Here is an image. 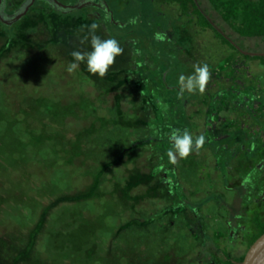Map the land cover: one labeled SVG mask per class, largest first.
Masks as SVG:
<instances>
[{"label":"rangeland","instance_id":"374dc122","mask_svg":"<svg viewBox=\"0 0 264 264\" xmlns=\"http://www.w3.org/2000/svg\"><path fill=\"white\" fill-rule=\"evenodd\" d=\"M111 1L115 20L123 25L108 21L102 28L104 37L106 29L117 34L124 52L102 79L86 74L81 65L69 73L72 58L37 30H27L25 40L15 45L18 48L0 54L1 255L7 258L13 247H23L40 220L43 223L36 233L32 257L46 264L67 260L119 264L113 249L116 245L127 248L136 264H220L224 253L231 258L243 255L248 245L229 241L226 221H215L221 213L218 208L223 207L220 200L229 199L221 184L225 164L220 161V169L214 170V156L204 148L206 141L198 153L193 151L178 164L168 165L166 153L171 146L166 135L172 129H188L194 137L203 134L195 116L202 94L179 95V76L191 74L193 64L209 65L211 79L203 93L208 100L225 89L259 93L264 88V68L256 60L245 62L212 30L200 27L196 16L181 15L176 4L165 0ZM87 13L94 17L92 10ZM157 32L166 33L167 39L158 40ZM133 40L138 52L135 58L129 45ZM4 43L0 36V52ZM243 46L249 53H264V40L259 38L245 39ZM223 102L219 99L215 104L216 115L244 126L243 115L227 112L229 105ZM205 106L209 111L208 104ZM254 106L249 107L255 112ZM136 142L137 147L123 153L124 165L112 169L120 183L128 168L148 177V182L129 192L141 196L133 202L137 205L132 216L136 229L114 237L117 226L131 218L122 191L112 197L113 189L104 177L94 197L53 204L63 195H76L90 187L108 145L117 146L112 150V155H117L119 148ZM168 167L177 171L179 182L173 190L177 194L182 190V208L174 195L167 196L172 188L163 171ZM169 207L175 214L184 211L186 221L179 225L171 221L165 242L158 243L155 235H144L141 228L150 220L168 221L165 214ZM247 226L252 229V222L247 221ZM81 228L83 232L86 228L90 239L99 235L89 260L77 252Z\"/></svg>","mask_w":264,"mask_h":264},{"label":"trees","instance_id":"16d2710c","mask_svg":"<svg viewBox=\"0 0 264 264\" xmlns=\"http://www.w3.org/2000/svg\"><path fill=\"white\" fill-rule=\"evenodd\" d=\"M72 1V3H69V0H0V14L3 15L2 17L0 16V36L4 37L5 42L3 47H1L0 54L11 48H18L15 45H17L18 42L21 44L25 40L27 36L26 33H28V31L31 33V30H37L40 34L45 33L49 39L54 40L57 47L63 51L66 57L72 58L70 53L74 49L88 48L87 44L81 45L79 43L77 36L83 35L87 31L85 26L92 23H97L100 26L97 30L98 35L105 39L109 37L115 38L121 45V39H119L117 34V36L113 35L106 29L105 31L108 32V35L107 37H104L106 33L102 29L105 28L108 21H111V23L115 26L123 25L122 23L117 22L113 16V11L109 6V3L112 2L111 0ZM165 1L176 4L179 8L180 14L183 16H196L197 23L200 27L212 30L224 44L228 45L232 49H235L234 44H236L239 48L247 50V48H244L243 46V41L248 38H259L264 40V0H205L207 6H204L201 0ZM26 7H28L27 11L21 15L20 18L15 19V15L22 14ZM91 10L94 14L93 18H89L87 13ZM7 13L11 14V16L7 17ZM24 21L27 22L24 23ZM102 24H104V27H102ZM147 33L152 35L151 30ZM135 44V40L129 43L132 47V51H130L132 53V58L138 56V52L133 48ZM1 56H3V53ZM121 57L122 55L117 58ZM243 58L247 61L258 60L261 65H264V56H251L249 54H245L243 55ZM81 68H83L84 72L88 74L86 66L83 63L81 64ZM142 142L145 143L146 140H142ZM169 142L168 135H166L167 145H169ZM136 144L137 142L129 144L126 148H119L120 150L117 155H112V150L117 148V146L108 145L106 149L107 152L105 151V157H103L104 160L100 164L96 175H94V179L90 184V187L84 192L76 195H63L57 198L53 204L61 201H80L89 199L92 196L94 197L95 191H97V187L101 182L100 180L104 177L107 181H109L110 187L113 189L111 192L112 197L114 194H117L118 190L120 192L122 191L124 201L128 206L127 210L130 213L129 217L131 218H128L129 221L121 223L117 226L114 237L118 236L121 231H127L130 229L134 230L133 228L136 229V221H134L135 218L133 217L135 212L137 213V205L133 202L139 199L141 200V196H131L129 192L136 185L148 182V177L140 175L139 173V175H137V170L135 168H128L126 169V178H123L124 180L120 183L117 176H115L112 172L113 167H121L124 165L123 153L126 154L133 148L137 147L138 145ZM160 162L162 163L164 161L160 160ZM108 170L112 172V175L107 173ZM133 172L134 175L132 174ZM135 175L144 177L136 178L137 176ZM253 222L255 224L256 231L248 240L247 247H249L262 233H264V221ZM42 223L43 221L40 220L36 224L35 229L31 230L27 235L24 246L13 247L12 252L9 253L7 258H4L1 255V248H3L4 245L3 240L0 238V264H46L39 261L37 257H32V254L34 253V246L36 244V233ZM170 224L171 221L150 220L146 222V225L143 226V228H141V231L144 235H155V241L159 239L160 241L158 243H162L165 242V234L170 229ZM177 224H181V221H176V225ZM84 231L85 232H83L81 228V234L77 235L79 240L77 242L79 243L77 252L80 258L83 260L87 258V260H89L91 259L90 253H94V243L96 242L95 238L99 235H97L94 239H90L87 235L88 232L86 228ZM40 246L42 247V250H44V246H42V244H40ZM41 247L39 248L41 249ZM113 249L117 250L115 258L119 264H136L137 259L134 255L128 252L127 248H122L121 246L116 245ZM134 252L131 251V253L136 255V252ZM223 256L224 257L219 258L220 264H239L242 261L244 254L235 258H231L225 253ZM63 263L75 264L74 262H70L68 260Z\"/></svg>","mask_w":264,"mask_h":264},{"label":"flooded vegetation","instance_id":"af4514ba","mask_svg":"<svg viewBox=\"0 0 264 264\" xmlns=\"http://www.w3.org/2000/svg\"><path fill=\"white\" fill-rule=\"evenodd\" d=\"M6 15L7 17L11 16L9 13ZM17 15L19 14H16L15 17ZM0 16L3 15L0 14ZM234 48L242 57L249 53L236 44H234ZM243 60L247 62L244 58ZM258 64L260 68H264V65H261L259 61ZM206 98L208 97L203 94L199 95L195 116L206 137L207 145L204 148L214 156L216 165L214 170L220 169L218 167L220 161L225 164V175L221 179V184L227 189L229 197L228 201L220 200L223 207L216 206V209H220L221 213L216 215L215 221H226V235L229 241L242 242L247 246V240L256 231L253 221H264V88L260 89L257 94H253L251 91L225 89L221 95L216 93L210 97V100ZM253 98L254 100H252ZM219 99L227 101L229 105L226 107L227 112L243 115L244 126H238L229 118H219L216 115L214 108ZM253 103L256 104L255 112L249 107ZM207 104L209 111H206L205 108ZM232 104H238L239 107L235 108ZM184 115L187 117L186 110H184ZM252 126L255 128L253 127V129ZM169 146H171V142H169ZM170 165L172 164L170 163ZM176 174L177 171L173 167L163 171L165 182L172 188L167 196L173 198L174 195L178 203L182 202L178 208H182L185 204V201L181 199L183 192L180 190L181 194H177L173 190L179 182ZM216 197L218 198L217 195ZM184 214V211L175 214L172 207H169L166 209L165 215L168 217V221H186ZM247 221L252 222V229L248 228ZM246 250L247 248L244 254Z\"/></svg>","mask_w":264,"mask_h":264},{"label":"clouds","instance_id":"9594fccd","mask_svg":"<svg viewBox=\"0 0 264 264\" xmlns=\"http://www.w3.org/2000/svg\"><path fill=\"white\" fill-rule=\"evenodd\" d=\"M85 27L87 31L83 35H78L77 39L81 45L87 44L88 48H77L70 53L73 59L68 64L67 71L72 73L79 69L83 63L88 73L102 79L108 74L116 58L123 54L124 49L117 39L112 37L105 39L98 35L97 30L100 26L97 23ZM156 38L164 41L167 39V34L157 32ZM192 68L191 74L179 76L178 85L181 97L185 92L203 94L211 79V71L207 63L197 62L192 65ZM160 103L163 108H167V105ZM168 139L171 142V147L166 154L169 162L173 165L178 164L181 159H186L193 151L198 153L206 142V137L203 134L194 137L188 129H172L168 134Z\"/></svg>","mask_w":264,"mask_h":264},{"label":"water","instance_id":"95a60500","mask_svg":"<svg viewBox=\"0 0 264 264\" xmlns=\"http://www.w3.org/2000/svg\"><path fill=\"white\" fill-rule=\"evenodd\" d=\"M28 7L22 14L15 17L18 19L27 11ZM249 55L264 56V53H247ZM239 264H264V233L256 238L253 243L247 248L242 261Z\"/></svg>","mask_w":264,"mask_h":264},{"label":"crops","instance_id":"0c3cea01","mask_svg":"<svg viewBox=\"0 0 264 264\" xmlns=\"http://www.w3.org/2000/svg\"><path fill=\"white\" fill-rule=\"evenodd\" d=\"M232 105H233V104H232ZM235 105H236V104H234L233 106L236 108L237 105H236V106H235ZM232 109H233V107H232Z\"/></svg>","mask_w":264,"mask_h":264}]
</instances>
